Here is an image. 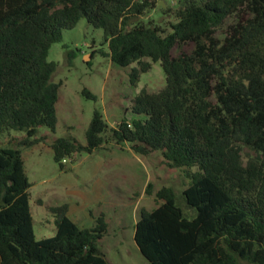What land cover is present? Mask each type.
<instances>
[{"label": "trees", "instance_id": "trees-1", "mask_svg": "<svg viewBox=\"0 0 264 264\" xmlns=\"http://www.w3.org/2000/svg\"><path fill=\"white\" fill-rule=\"evenodd\" d=\"M175 1L0 0V136L24 133L14 144L0 141V264H112L99 248L103 212L80 227L67 204L53 206L54 234L35 239L23 169L22 149L43 139L40 126L54 131L57 123L61 81L52 80L49 48L81 17L103 30L114 64L147 71V58L158 61L165 83L141 88L125 108L130 117L114 127L95 108L84 144L52 141L55 163L63 169L108 143L159 152L184 168L192 212L170 187L140 210L133 240L149 264H264V0ZM157 5L173 19L142 18Z\"/></svg>", "mask_w": 264, "mask_h": 264}, {"label": "rangeland", "instance_id": "rangeland-1", "mask_svg": "<svg viewBox=\"0 0 264 264\" xmlns=\"http://www.w3.org/2000/svg\"><path fill=\"white\" fill-rule=\"evenodd\" d=\"M175 3L158 0L163 8L174 7ZM160 12L157 5L142 18L162 24L173 19ZM47 59L57 63L52 80L61 81L57 123L54 131L40 126L36 136L43 139L22 149L23 169L30 183L28 201L35 239L54 234L50 208L65 203L69 218L80 227L92 226L93 216L105 214L108 231L99 241V248L112 264H149L133 240V225L141 209L150 210L161 202L156 193L162 187H170L176 203L187 213L192 212L185 207L182 197L189 181L184 168L169 166L159 152L140 155L128 144L120 147L108 143L92 153L75 154L60 169L50 145L57 137L74 138L84 144V133L95 108L109 126H116L123 117L129 118L130 112L125 108L141 88L156 89L165 83L162 67L148 58L147 71L137 70V63L114 64L108 56L103 30L84 17L61 29V40L51 45ZM132 73L137 75L133 82ZM83 89L96 95V99L85 97ZM23 135L12 130L9 135L0 136V141L4 145L14 144V138Z\"/></svg>", "mask_w": 264, "mask_h": 264}]
</instances>
